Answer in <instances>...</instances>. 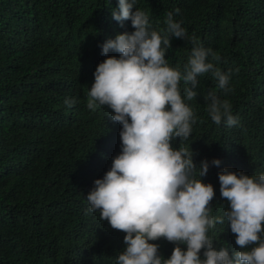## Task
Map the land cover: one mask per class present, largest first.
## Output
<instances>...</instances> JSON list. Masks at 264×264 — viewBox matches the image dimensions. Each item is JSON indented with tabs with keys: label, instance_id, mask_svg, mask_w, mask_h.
Instances as JSON below:
<instances>
[{
	"label": "trees",
	"instance_id": "obj_1",
	"mask_svg": "<svg viewBox=\"0 0 264 264\" xmlns=\"http://www.w3.org/2000/svg\"><path fill=\"white\" fill-rule=\"evenodd\" d=\"M136 7L156 31L173 12L189 37L219 56L208 62L231 69L228 93L209 72L198 76L189 101L191 84L180 81L196 123L182 145L173 141L192 149L197 166L209 162L202 179L215 189L211 214L223 216L230 205L218 174H264V0H137ZM117 8L118 0H0V264H117L126 247V234L88 211L87 200L122 150L112 110L87 108L94 72L108 58L102 45L135 31L131 20L113 19ZM171 43L168 63L183 72L193 45L175 37ZM210 92L230 102L235 125L211 120ZM208 235L217 249L240 250L226 218ZM150 243L165 259L176 247L164 238Z\"/></svg>",
	"mask_w": 264,
	"mask_h": 264
},
{
	"label": "clouds",
	"instance_id": "obj_2",
	"mask_svg": "<svg viewBox=\"0 0 264 264\" xmlns=\"http://www.w3.org/2000/svg\"><path fill=\"white\" fill-rule=\"evenodd\" d=\"M136 4L137 0H118L112 11L121 24L131 20L135 31L102 45L108 58L96 68L88 93V109L107 106L111 119L122 125L121 153L104 177L94 181L87 195L88 211H99L101 220L126 234L117 264H264V174L249 176L227 168L219 173L221 197L230 207L223 216L213 217L215 189L202 179L209 162L197 166L192 149L173 147V141L179 139L182 145L189 139L196 123L193 109L181 95L180 81L191 84L184 90L189 101L197 97L198 76L209 72L228 93L231 69L224 73L208 62L209 56L217 61L219 56L200 46L194 35L189 37L173 12L166 14V28L156 31ZM172 37L193 45L183 72L166 58ZM110 51L119 57L108 56ZM205 100L215 124L237 123L227 99L210 92ZM65 103L71 107L76 100ZM211 164L219 167L221 161ZM225 218L240 249L231 255L229 248L214 247L208 235ZM161 238L176 245L170 258L159 254L158 244L150 243Z\"/></svg>",
	"mask_w": 264,
	"mask_h": 264
}]
</instances>
